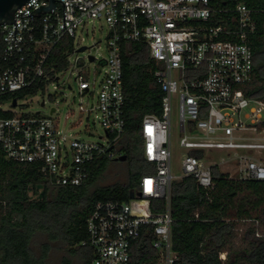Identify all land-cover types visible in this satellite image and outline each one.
<instances>
[{
  "label": "built area",
  "instance_id": "built-area-1",
  "mask_svg": "<svg viewBox=\"0 0 264 264\" xmlns=\"http://www.w3.org/2000/svg\"><path fill=\"white\" fill-rule=\"evenodd\" d=\"M49 4L50 0H29L15 12L14 23L0 25V96L37 87L31 95L35 96L50 84L57 90L54 82L64 71L47 70L54 48L70 38L72 53L79 54V29L88 21L103 20L110 30L108 56L101 60L103 78L96 87L79 70L78 62L84 59L78 56L72 69L77 70L78 95L85 98L80 114L99 119L108 139L89 141L64 132L57 107L47 116L17 113L19 100L15 107L11 100L15 109L7 111L13 116L0 118V149L15 163L35 166L54 188L83 186L92 164L118 156L116 147L126 130L122 43L146 42L163 94L161 114L144 117L141 129L144 157L155 169L141 178L134 193L139 197L95 205L87 219V239L80 246L92 249L90 264H130L132 246L148 227L159 251L156 264H175L170 211L174 181L194 177L200 187L211 190L212 168L218 166L224 173V164L233 161L239 179L264 181V101L244 91L254 74V11L237 5V25L231 28L204 25L212 13L210 0H56L50 12L37 14ZM175 104L180 145L186 150L182 177L172 173ZM154 200L166 201L167 210L154 214Z\"/></svg>",
  "mask_w": 264,
  "mask_h": 264
},
{
  "label": "trees",
  "instance_id": "trees-1",
  "mask_svg": "<svg viewBox=\"0 0 264 264\" xmlns=\"http://www.w3.org/2000/svg\"><path fill=\"white\" fill-rule=\"evenodd\" d=\"M239 4L253 10L257 22V31L250 37L254 74L244 91L248 97L264 101V0H210L212 13L204 25L235 28L234 10ZM73 45V39H63L50 55L47 70L65 71ZM122 53L126 130L116 150L127 157V181L96 186L109 162L104 158L99 166V161L91 165L90 177L83 186L54 188L35 166L15 163L0 149V264H45L50 245H43L41 256L31 248L38 234L78 256L81 264H90L93 251L80 244L87 239V219L95 205L106 200L129 201L141 178L154 171L155 166L144 157L141 129L144 117L161 114L163 94L154 77L156 63L146 42H124ZM37 91L33 87L0 96V103L20 100ZM12 116V112L0 109V118ZM212 178L211 190L200 187L194 177L172 184V242L178 255L175 264H264V233L259 235L250 227L243 234L245 247L236 246L239 222L258 223L264 229V181L232 178L218 166L212 168ZM151 208L154 214L163 213L167 203L154 200ZM222 254H226L225 260ZM158 261L153 230L145 227L132 246L130 264Z\"/></svg>",
  "mask_w": 264,
  "mask_h": 264
},
{
  "label": "rangeland",
  "instance_id": "rangeland-1",
  "mask_svg": "<svg viewBox=\"0 0 264 264\" xmlns=\"http://www.w3.org/2000/svg\"><path fill=\"white\" fill-rule=\"evenodd\" d=\"M109 36L110 30L105 21H88L85 27L79 29L75 41L76 49L85 46L88 47V50L79 54L71 53L68 58V68L61 73L59 76L60 80L54 82L58 89L55 90L54 86L50 84L46 92L41 91L38 95H28L21 98L18 102V105L21 106L20 108L15 109L11 106L9 101L0 103L2 105L1 108L5 111L15 109L17 113L37 114L40 112L42 115L47 116L51 108L57 107L58 112L56 116L59 118L60 128L64 132L89 141H99L101 137L107 140L108 137L99 119H96L92 115L90 119L87 120L85 116L80 114V103L85 102V98L83 99L78 95V85L75 82V73L77 70H73L72 67L75 64L77 56L83 58L85 62L83 60L78 62L79 70H81L84 75H88L90 81L95 82L97 87L105 72L104 67L101 65V60L108 56L107 42ZM89 55L94 56L96 61L90 62L88 59ZM68 85L72 87V90L69 89ZM49 95L53 96L52 100H50ZM43 100L45 101V107L42 106ZM172 127V173L177 177H182L181 159L184 157L186 150L180 145L178 106L176 104L173 106ZM119 155L120 154H118V156ZM254 156L258 157L259 155L255 153ZM117 157L114 159L105 158L109 160V162L105 168L103 177L97 181L96 186H109L127 181V160L118 161L116 160ZM103 160L104 158L99 160L97 166H99ZM236 170L237 168L234 161L229 164L225 163L222 167V171L229 174L232 178H238ZM250 227L257 229L259 235L264 233V229L259 227L258 223H251L248 221L239 222V237L236 240L237 248L245 247L246 243L242 238L243 234ZM45 244L50 245L45 264H80L78 256L62 248L60 244L50 242L48 237L43 234L35 236L31 244L32 251L36 256L42 255L43 245Z\"/></svg>",
  "mask_w": 264,
  "mask_h": 264
},
{
  "label": "water",
  "instance_id": "water-1",
  "mask_svg": "<svg viewBox=\"0 0 264 264\" xmlns=\"http://www.w3.org/2000/svg\"><path fill=\"white\" fill-rule=\"evenodd\" d=\"M29 0H0V25L2 24H12L15 21V12L21 8L25 3H27ZM56 5V0H50V4L48 7L42 8L37 11V14H43L50 12ZM88 50V47H81L77 50V53H82ZM89 60L91 62L94 61V56H89ZM17 105L16 100L14 101V107ZM42 106H44V102L42 103ZM127 157L125 155H122L118 157L116 160L118 161H125ZM140 193L134 194L132 193L130 195L131 198H134L135 196H140Z\"/></svg>",
  "mask_w": 264,
  "mask_h": 264
},
{
  "label": "crops",
  "instance_id": "crops-1",
  "mask_svg": "<svg viewBox=\"0 0 264 264\" xmlns=\"http://www.w3.org/2000/svg\"><path fill=\"white\" fill-rule=\"evenodd\" d=\"M79 258V257H78ZM79 261H80V264H81V260L79 259Z\"/></svg>",
  "mask_w": 264,
  "mask_h": 264
}]
</instances>
